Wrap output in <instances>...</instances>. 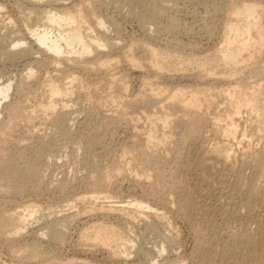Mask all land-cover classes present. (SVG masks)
Segmentation results:
<instances>
[{
	"label": "rangeland",
	"instance_id": "rangeland-1",
	"mask_svg": "<svg viewBox=\"0 0 264 264\" xmlns=\"http://www.w3.org/2000/svg\"><path fill=\"white\" fill-rule=\"evenodd\" d=\"M49 1H53L52 5L57 9L62 5L70 11H73L75 7L89 5L96 17H103L108 24L112 21L114 27H111L112 30L110 29L108 34L102 29L96 28V31L105 33L109 37L113 45L109 51L104 50L102 54L108 55L115 61H113L112 68L95 69L94 71L83 66L76 68L66 61L49 63V54L44 50H38L39 47L30 31L32 26L37 25V14L30 10V7L43 9L46 8V3H37V0H0L2 6L0 9V83L10 81L12 84L6 104L23 106V114L15 118L17 127L13 140L6 143L3 149L0 148V162L4 164V168L0 169V180L7 175L19 183L20 180L15 175L14 167L21 166L22 168L29 164L36 168L33 162L43 155L39 160L41 163L39 164L40 177L32 183L33 189L30 187L32 184H28L26 186L30 188H23L24 192L22 190L19 194L9 192L7 193L9 195L5 193V195H0L1 211L13 213L17 207L34 202L39 210L38 216L41 217L39 222L33 220L30 226L28 225L15 237H10L11 239L9 237L4 239L0 236V264H42L40 263L42 258L26 260L12 254L13 248L26 250L34 243L42 247L39 246L41 252H45L51 257L50 259L58 261L59 264H201V255L197 253H200L201 248L207 247L208 239L206 238L208 237L197 238L190 221L178 208L179 205L181 206V202L177 199L179 197H176L177 194L173 196L178 188L193 187V179L187 170H184L186 168L183 165L187 152L192 146L182 139L188 129V123L179 109L174 108L175 112H173V107L172 109L167 108L171 109L170 111L166 110V107L164 109L160 107L165 104V101L168 102L165 97L168 96L167 94L164 98L162 97L163 100L159 99L162 103L160 105L158 103L157 107L156 103L151 101L150 95L146 97L148 100L144 98L145 95L151 93L145 82H154L157 86L159 84L165 87L198 85L206 88L208 86L211 88L213 85L222 88L227 85V82L216 77H214L215 80L213 77L210 79L211 77L199 72L194 65L179 66L177 68L181 70L174 68L176 71L171 69L169 72L165 71L164 75L163 72L156 73L150 66H147L149 64L146 65L148 63L146 59L149 56L147 53L144 54L146 49L143 48V43L186 54L188 57L207 55L218 47L222 40L224 22L227 20L226 12L231 5H238L243 1H256L264 5V0ZM87 20L93 24L94 14L87 16ZM16 37L24 38L27 43L24 47L32 48L31 56L16 60L8 58L7 52L11 49V42ZM132 44H134L133 55L138 58V61L143 62L141 68L129 63L124 56ZM57 64L60 66L59 70L56 67ZM29 66L33 67L34 76L27 80L26 84H22L27 78ZM71 72L79 76V80L81 78L82 84L76 86L75 82L72 86V88L75 87L73 88L75 93L65 98H58L56 108L44 112L41 106L48 95L45 85L51 80L63 85L66 83L65 77L71 76ZM80 82L77 81V83ZM120 85H125L126 89H122ZM65 102L72 106L69 108L72 121L69 120L66 128L59 129L61 130L59 132L56 122L54 123L55 113ZM1 110H4V106ZM167 111L168 114L173 112V116L171 114L170 128L163 130L160 121H157L158 123L154 121L155 125L150 119L154 120L156 116L167 114ZM7 119L4 111L0 115V125ZM149 131L154 132L157 138L163 136L165 132V140L166 137L167 140L163 141L164 136L162 139L161 137L155 138L156 141L159 140L156 142L157 145L154 141V144L149 147L148 143H145ZM212 132L207 133L210 143L223 140L221 134ZM135 156L141 158V161ZM153 156L154 159H152ZM148 157L150 161L153 160L154 164L144 163ZM145 164L146 167H144ZM119 165L120 167L124 165L122 167L124 173L121 172L120 175L116 173L117 170L115 171ZM148 165L152 166L151 170ZM133 167L134 169L138 167L135 171L139 169L141 172L147 171L148 176L144 174L133 176ZM106 169L113 170L114 173L111 172L115 177L119 176L112 178L111 182L105 183L102 187L96 181ZM13 175L18 178L16 179ZM65 176L67 180L70 179V182L73 180L67 191L61 194L57 184L63 181ZM147 177L151 178L147 179ZM152 177L153 180L158 178L156 181L160 184L154 185V181H150ZM150 184L155 187H151ZM92 190L108 191L110 199H101L98 202L76 200L78 197H89ZM133 200H144L154 210L147 211L146 215L131 214L130 216L117 211H109L110 206L123 207L125 213L135 211L133 207L128 206V202ZM71 214L77 216L66 228L68 230L64 231L65 241L60 243L51 238L49 241L48 236L41 235L47 222L56 221V217ZM218 222V228L219 230L222 228V232H225L228 226L238 228L240 225V221H237L236 225H231L234 221L228 222L220 217ZM95 224L116 226L123 232L125 239L133 241L130 244L132 249L126 250L122 255H114L111 254L110 249L86 246L81 240V235ZM203 227L204 231L208 232L209 226ZM45 231L48 232L46 229ZM161 246L165 248V252L160 256L158 249H161ZM213 254L217 256L218 252L215 251ZM196 256L200 257L196 259Z\"/></svg>",
	"mask_w": 264,
	"mask_h": 264
},
{
	"label": "bare ground",
	"instance_id": "bare-ground-1",
	"mask_svg": "<svg viewBox=\"0 0 264 264\" xmlns=\"http://www.w3.org/2000/svg\"><path fill=\"white\" fill-rule=\"evenodd\" d=\"M38 2L42 4L46 3V8L30 7V10H33L37 14V25L32 26L30 31L39 47L38 50H44L49 54V63L66 61L76 68L83 66L87 67L90 71L112 68L113 61L115 60H112L113 58L111 59L108 55L104 56L102 54L104 50L109 51V48L113 45L106 35L111 27H114L112 21L108 24L103 17H96L94 10L89 5L85 7H75L73 11H70L67 8H63L64 6L62 5L59 9L55 8L54 5H52L53 1L37 0V3ZM1 8L2 6L0 5V9ZM226 13L227 20L224 22L222 40L220 44L218 43L219 46L207 55L204 54L199 57L193 55L188 57L186 54L183 55L182 53L170 51L166 48L161 49L160 46L159 48L153 47V45L147 44L146 42L143 43V48L146 49L144 54L146 55L147 53L149 56L148 59H146L148 62L146 65L149 64L147 66H150L152 71L156 73L163 72L164 75L165 71L169 72L171 69L179 66L183 67L186 65L187 67V65H194L199 69V72L207 77H211L210 79H212V77L214 80V77L217 79L220 78L222 81L227 82V85L222 88H217L215 85H213V87L211 86V88H209V86L206 88L205 86L198 85L189 87H165L162 85L159 86V84L157 86L154 82H152L154 83L152 84L148 81L145 82V85L149 88L151 93L150 91V94L147 95L143 93L145 95L143 96L146 98L150 95L151 101L154 102V104L156 103L155 105L157 107L158 103L159 105L162 103L159 99L163 100L162 97L164 98L167 94L168 96L165 97L168 102L165 101V104L160 107L162 109L166 107V110H169L167 108L173 107V112H175L174 108L179 109V112H181L183 117L187 120L188 129L185 131L186 133L184 132V138L182 137V139H185L186 142L190 143L192 146L190 145V151L187 152L188 154L183 165L186 168L184 170H187V173H189L193 179V187L188 188L185 186L178 188L180 190L174 189L175 193L173 196L177 194L176 197H179L177 199L178 202H181V206L179 205L178 208L190 221L193 233H195L197 238L208 237H205L208 239V245L206 244L207 247L205 249L201 248L200 253H197L201 255V257L199 256L201 258V264H264V5L256 1H243L241 4L231 5ZM92 14H94L95 18L93 24L87 20V16ZM96 28L98 30H104L106 34L96 31ZM11 43L12 47L9 52H7V55H9L8 58L16 60L32 55V48L28 46L24 47L27 44L24 38L16 37ZM128 49L129 50L126 51L127 54L123 55L128 59L129 63L135 67L142 66L143 62L138 61V58H135L136 56L132 53L134 44L129 46ZM170 59H172V61ZM56 67L58 70L60 69L59 64H57ZM193 68L194 67H192V69ZM174 70L172 71L175 72L176 70ZM179 70L181 69L179 68L178 71ZM27 74V78L22 84H26L28 82L27 80L34 76L33 67H28ZM70 74L71 76L65 77L66 83L63 85L54 80H51L50 83L45 85L48 95L45 97L43 105L41 106L44 112L54 110L57 106L58 98H65L75 93L76 91L73 89L75 87L72 88L75 82L76 86L77 84H82L80 82L81 78L80 80L78 78L79 76L72 74V72ZM202 78L201 80L203 81ZM77 81L80 83H77ZM120 86L122 89H126L125 85ZM11 88L12 84L10 81L0 83V115L5 111L8 118L6 122L0 125L1 149L4 148L6 143L13 140L17 127L15 118L23 114L22 105L6 104ZM146 99L148 100V98ZM69 104L70 103L65 102L61 109L55 113L54 123L56 122L55 124L58 131L64 127L66 128L69 120L70 122L72 121L71 112L69 111V108L72 106ZM2 106H4L3 111L1 110ZM168 113L167 111V114L156 116L153 118L154 120H150L153 123H155L154 121H160L163 130L166 128L169 129L173 114L171 113V116V114ZM155 125L153 124L156 128ZM212 131L221 134L223 140L216 141V143H213L212 140V143H210L207 139V133ZM147 133L146 140H144L146 144L148 143V146L153 145L154 141L156 144V142L159 141H156V139L160 137L162 139L163 136V141L167 140V137L165 140V132L162 134L163 136L158 138L153 134L154 132L152 133L149 131ZM215 136L211 137L215 138ZM169 137L170 135L168 134V138ZM159 143L161 144V142ZM148 146L146 148H148ZM185 147L188 148V146ZM42 157L43 155L37 157L35 162H33V165L37 169L29 164L23 165L24 167L22 168H20L21 166H16L18 168L14 167L15 175L19 178L15 175H13V177L15 176L16 179L18 178L20 180L19 183L15 182L13 178L4 175L5 177L0 180V195L9 192H17L19 194L23 188H32V183L40 177L39 164L41 163H39V160ZM138 159L139 158H137V160ZM140 159L139 161H141ZM148 159L149 157L146 158L144 163H153V160L150 161L151 159H149V162L147 161ZM152 159H154V156ZM140 163L142 164V162ZM119 167L115 168V171L117 170L116 173L120 175L122 167ZM144 167H146V164ZM148 167L151 170L152 166L148 165ZM3 168L4 164L0 162V169ZM130 168H132V166ZM135 169H138V167ZM135 169L134 167L132 169L135 172L132 171L134 174L133 176L148 174L147 171L141 172V169H139V171H135ZM145 169L148 170L147 168ZM111 171L108 169L102 171L96 183L102 187L103 185L105 186V183L108 184L107 182L115 177L113 174L114 171L113 173ZM122 173H124V171ZM125 174L128 173L125 172ZM65 177L63 181L57 184L58 191L62 192L61 194L67 191L68 186H70L69 184L73 180L72 179L70 182V179L68 178L67 180V176ZM149 178L147 177V179ZM156 180H158V178ZM156 180H153L152 177L150 181H154V185H159V181ZM28 184L32 185L28 187L26 186ZM152 184H150L151 187L154 186ZM92 191L89 197H78L76 200L80 202L87 200L98 202L101 199H110L108 191ZM22 192H24V190ZM174 203L176 204V200H174ZM128 206L133 207L135 211L125 213L123 207L114 208L111 206L109 211H117L130 216L131 214L146 215L147 211L154 210V208L144 200H133L128 202ZM91 209L93 210V208ZM38 212L39 210L34 202L17 207L13 213L1 211L0 236L4 239H7L6 237L11 239L10 237H15L19 232L26 229L29 224H32L31 222L33 220H38L37 222H39L41 217L38 216ZM89 212H91V210ZM76 216L74 214L64 215L60 218L56 217V221L50 219L51 221L47 222L45 227H43V233L39 231L42 233L41 235L43 237L48 236L49 241L51 238L56 242L62 243L65 241V229L69 227ZM219 217L223 220L226 219L228 222L234 221L231 225H236L237 221H240V225L238 228H232V226L229 227L226 224L228 228L225 232H222L221 225H219L221 228L220 230L217 225L219 224V222L217 223ZM130 219L133 220L132 218ZM203 226H209L208 232L204 231ZM45 229L48 230V232L45 231ZM81 240H83L86 246L110 249L109 251L114 255H122L126 250L132 249L130 244L133 242L130 239H125L123 232L116 226L114 227L108 224H95L91 226L82 233ZM83 243L82 246H84ZM39 246L34 243L26 250L13 248L12 254L15 257H23L26 260L42 258L40 262L42 264H59L58 261L56 262L54 259H50L51 257L48 254L41 252V246ZM215 251L218 252V254H216L217 256L214 255L215 253L213 254ZM164 252L165 248L161 246V249H158V255L161 256ZM197 257L198 256H196V259L199 258ZM196 259L194 258L195 261Z\"/></svg>",
	"mask_w": 264,
	"mask_h": 264
}]
</instances>
